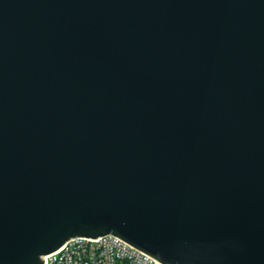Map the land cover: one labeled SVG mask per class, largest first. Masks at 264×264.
<instances>
[{
  "label": "water",
  "instance_id": "1",
  "mask_svg": "<svg viewBox=\"0 0 264 264\" xmlns=\"http://www.w3.org/2000/svg\"><path fill=\"white\" fill-rule=\"evenodd\" d=\"M105 236L264 264V0H0V264Z\"/></svg>",
  "mask_w": 264,
  "mask_h": 264
},
{
  "label": "built area",
  "instance_id": "2",
  "mask_svg": "<svg viewBox=\"0 0 264 264\" xmlns=\"http://www.w3.org/2000/svg\"><path fill=\"white\" fill-rule=\"evenodd\" d=\"M44 264H161L122 239L75 238L45 257Z\"/></svg>",
  "mask_w": 264,
  "mask_h": 264
}]
</instances>
